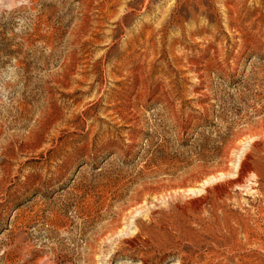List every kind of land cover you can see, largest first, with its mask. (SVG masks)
I'll use <instances>...</instances> for the list:
<instances>
[{
	"label": "rangeland",
	"instance_id": "obj_1",
	"mask_svg": "<svg viewBox=\"0 0 264 264\" xmlns=\"http://www.w3.org/2000/svg\"><path fill=\"white\" fill-rule=\"evenodd\" d=\"M0 264H264V0H0Z\"/></svg>",
	"mask_w": 264,
	"mask_h": 264
}]
</instances>
